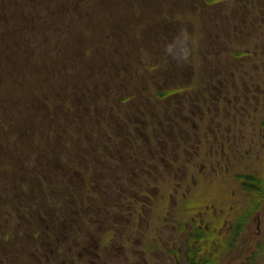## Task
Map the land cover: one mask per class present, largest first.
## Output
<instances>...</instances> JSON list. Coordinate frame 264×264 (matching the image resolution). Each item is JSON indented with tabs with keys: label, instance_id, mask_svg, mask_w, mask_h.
I'll return each mask as SVG.
<instances>
[{
	"label": "rangeland",
	"instance_id": "374dc122",
	"mask_svg": "<svg viewBox=\"0 0 264 264\" xmlns=\"http://www.w3.org/2000/svg\"><path fill=\"white\" fill-rule=\"evenodd\" d=\"M29 1L34 17L35 8L39 5L43 7V3L41 0L40 4ZM90 1L91 5H82L78 1V7L86 10L73 12L70 19L74 23L75 33L78 28L92 27L93 37L89 42L82 33L72 34L73 50L76 59H79L74 64L82 63L79 73L75 67L70 69L74 65L68 59L67 66L61 64L57 68L53 62L55 69L45 70V67H51L48 61L56 59L51 57L49 45L43 41L38 44L37 50L46 59L36 63L35 69L39 74L28 79L21 78L23 87L37 91V94L29 95L28 98L32 101L37 98L41 106L36 113L31 114L25 109L20 115L19 119L25 122V126H22L25 131L18 143L25 144V149L21 150L26 152L20 153L22 151L15 148L17 170L13 173L14 178L11 182L5 178L0 182V230L3 231L0 233V246L3 245L0 247V264H173L175 262L172 259L184 264L181 246L185 238H173L165 225L174 223L173 212H165L157 221L154 213L143 207L144 219L135 224L138 226L131 234L133 237L129 236L131 240L126 233L118 231L113 235L110 232V236L103 231L101 237L96 236L98 231L94 230V225L101 223L91 214L98 207L95 203L98 201L94 199L100 196L101 191H106L108 181L103 177L105 173L117 172L118 164L119 167L128 168L132 160L131 152L146 151V146L150 149L148 140L138 137L137 132L146 134L141 123L147 122L143 114L149 117L148 113L155 104L153 95L157 87L153 82L162 84V74L169 69L174 59L171 57V62L159 59L168 54L166 45L161 41L166 36L162 32L153 35L154 25L157 22L163 27L168 23V37L172 29L182 31L183 40L188 39L189 44L187 56L184 54L183 58L190 61L189 65L193 68L189 70L198 72L203 58L197 51L195 38L204 36L205 24L190 23L186 16L178 14L181 7L187 4L186 0ZM219 1L222 2V9H226L224 6L230 8L234 3L233 0ZM72 2L76 7L77 0ZM80 11L88 12L89 17H81ZM57 22L62 24L63 21ZM173 36L177 34L173 33ZM87 43L93 48L90 55L94 52L89 61L85 60ZM105 73L108 75L105 76ZM53 76L61 83L65 79L68 88L57 87L55 92L49 90ZM18 85L15 80L2 83L0 78V99L3 95L9 99L0 108L8 110L11 105L20 102ZM97 95H101V98ZM34 133L36 135L33 136ZM132 134L136 135L137 141L130 137ZM118 147H122V152ZM4 170L10 171L8 167L0 168L1 173ZM108 189L111 191L107 190V194L112 195L115 188L108 186ZM70 195L78 200L80 197L84 203L90 197L91 204H87L91 212L82 222L77 221L72 237L65 238L61 245V241L56 240L48 230L53 229L51 225L54 226V223L65 224L66 230L73 224L59 217L62 214L66 216L65 209H68L72 199L68 200ZM107 203L110 210L111 202ZM48 218L54 222L50 223ZM156 227L158 230H155ZM88 230L90 235L86 233ZM253 231L254 226L250 234L243 238L244 247L253 241V236H250ZM77 233L79 237H75ZM82 234L85 235L83 238ZM83 239L91 241L94 247L92 251L98 252L97 257L76 260L74 252L83 250ZM172 249L177 252L179 259L174 257L170 251ZM240 255L231 264H242L246 254ZM89 260L91 262H87ZM260 264H264V258Z\"/></svg>",
	"mask_w": 264,
	"mask_h": 264
},
{
	"label": "flooded vegetation",
	"instance_id": "af4514ba",
	"mask_svg": "<svg viewBox=\"0 0 264 264\" xmlns=\"http://www.w3.org/2000/svg\"><path fill=\"white\" fill-rule=\"evenodd\" d=\"M233 2L230 8L222 9L219 0H186L178 12L190 23L205 24L204 36L195 38L203 58L198 72L189 70L193 67L183 58L189 44L188 39L183 40L182 31L172 29L168 37V23L163 27L157 22L154 25L153 35L162 32L166 36L161 41L168 54L159 59L171 62L169 59L174 57L172 61L177 65L172 63L164 71L162 84L153 82L157 87L155 104L149 117L143 114L147 122L141 123L146 134L137 132L138 137L148 140L150 149L146 146V151L131 152L128 168L118 164L117 172L103 176L108 181L106 191L94 199L98 207L91 214L101 223L94 225L96 236L101 237L103 231L109 236L118 231L131 240L138 226L135 224L144 219L143 207L151 210L157 221L165 212H173L174 223L165 225L173 238H185L181 256L186 264L184 254L189 238H194L192 247L202 246L203 239L211 235L231 240L236 232V215L248 210L252 199L260 204L259 209L249 216L240 232L244 238L254 226L250 235L253 241L244 247L242 239L238 251L249 254L256 240L264 236V0ZM130 137L137 141L135 134ZM118 149L122 152V147ZM108 186L116 189L112 195L107 194ZM89 199L84 203L80 197L78 200L70 195L66 216L59 217L73 224L67 230L65 224L51 225L53 229L48 231L61 245L72 237L77 221L89 216ZM107 201L111 202L110 210ZM48 221L54 222L52 218ZM83 240V250L74 252L76 260L97 257L91 241ZM236 259L233 253L224 264ZM172 260L173 264H180Z\"/></svg>",
	"mask_w": 264,
	"mask_h": 264
},
{
	"label": "trees",
	"instance_id": "16d2710c",
	"mask_svg": "<svg viewBox=\"0 0 264 264\" xmlns=\"http://www.w3.org/2000/svg\"><path fill=\"white\" fill-rule=\"evenodd\" d=\"M34 1L37 4L41 3L40 0ZM41 1L43 7L39 5L38 8H35V13H33L35 15L32 17L31 13L33 9L29 0H0V78H2V83L7 81L11 82L13 80L17 81L20 87L18 92L21 97L23 96L19 98L20 102H18L17 105H11L8 110L0 108V168L4 166V168L8 167L10 169V171L4 170V175L0 171V182L4 181V178L11 182L14 178L13 173L17 170V165L15 164L17 161V159H15L17 158V154L14 153L15 148L22 151L20 153L26 152L21 150L25 149L23 147L25 144H19L21 140L20 136L22 132L25 131L22 127L25 126V122L19 119L20 115L25 109H28L31 114L36 113L37 109L41 106V102H38L39 100L37 98L34 101L28 98L29 95L37 94V91H30L31 89L23 87L24 85H22L21 81V78L28 79L30 76L33 77L39 74V71L35 69L36 63L43 62L46 59L40 56V52L37 50L38 44L43 41L48 43L49 50H51L49 54L56 59V61L49 60L48 62H51L49 64L51 67H45V70H54L56 66L52 65L53 62L56 63L57 68L61 64L67 66L68 62L66 59H68V61H71L74 65L71 66L70 69L75 67L76 71L79 73L82 64H74L79 59H76V54L72 46L74 41L73 39L71 40V38H73L72 34L75 33V27L70 19L73 16V12L86 10L82 7H78V1L82 2V5L86 3L91 5V1L77 0L76 7L73 6L72 0ZM80 12L79 15H81V17H89L88 12ZM59 20L63 21L62 24L57 22ZM79 33H82L85 39L87 38V42L92 40V27L87 26L78 28L75 35ZM85 46V51L87 50V58L85 60L89 61L94 56V52L90 55L93 48L90 43H87ZM73 56L75 58H73ZM64 80L65 79H63L61 83L56 78L52 79L49 85L50 88L48 89L55 92L57 87L60 89L62 87L68 88ZM98 98H101V95H99ZM27 99L29 100L27 101ZM8 100L9 99H6L5 95H3V98L0 99V103L2 102L0 107ZM34 135H36V133H34L33 136ZM247 190L248 189H246V191ZM252 193L257 194L255 195L256 197L260 196L257 192L252 191ZM12 198L13 197L9 199L11 200ZM254 202L253 199L249 201L247 206L248 210L244 208L245 210H240L236 215L233 225L236 232L231 240L230 238H217L211 235L203 239L204 244L202 246L198 245L199 247H192L194 238H189L185 246L186 252L184 254L186 264H224L233 253L235 257L239 258L241 255L238 249L243 239L241 235L242 232L240 231L247 225L249 216H252L259 209L260 204ZM2 232L3 231L0 230V233ZM201 234H197V236H201ZM198 238L199 237H196V239ZM212 242H214V244H211ZM263 258L264 236L256 240L255 248L249 252V254H246L244 263L242 264H260V262L263 263Z\"/></svg>",
	"mask_w": 264,
	"mask_h": 264
},
{
	"label": "clouds",
	"instance_id": "9594fccd",
	"mask_svg": "<svg viewBox=\"0 0 264 264\" xmlns=\"http://www.w3.org/2000/svg\"><path fill=\"white\" fill-rule=\"evenodd\" d=\"M170 50V49H169ZM187 56V51H185V57Z\"/></svg>",
	"mask_w": 264,
	"mask_h": 264
}]
</instances>
